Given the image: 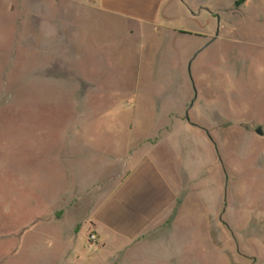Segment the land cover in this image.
Segmentation results:
<instances>
[{"label": "rangeland", "instance_id": "1", "mask_svg": "<svg viewBox=\"0 0 264 264\" xmlns=\"http://www.w3.org/2000/svg\"><path fill=\"white\" fill-rule=\"evenodd\" d=\"M0 264H264V0H0Z\"/></svg>", "mask_w": 264, "mask_h": 264}, {"label": "crops", "instance_id": "2", "mask_svg": "<svg viewBox=\"0 0 264 264\" xmlns=\"http://www.w3.org/2000/svg\"><path fill=\"white\" fill-rule=\"evenodd\" d=\"M154 9V7H151V10ZM131 160V159H130ZM130 162V161H129ZM131 164V165H130ZM130 166V173L128 175V177L125 179L124 183H122L120 185V190L119 192L122 190V196H123V202L130 200L129 198V194L127 193V190L125 191V189H128V187H136L139 184H141V180L138 179V177L140 176V174H142L143 172H147L148 174H153L151 177L154 178L155 176L158 177L157 175H160V170H158L156 168V164L152 163L150 161L146 162L145 160L141 159V156L136 157L133 156L131 162L128 164ZM167 189H169V187H167ZM119 192L117 193L118 195ZM116 194V195H117ZM116 195H113L116 198ZM163 196V194L161 193V197ZM170 194H165L164 199L168 198L169 201L167 203L168 207L166 210H164L163 212L159 209L157 211H150L151 208H157L156 205H158V200L157 198L152 194V198H151V202L149 204H147L149 207H146L142 212H139L138 214H134V218H132V220H130L127 225L123 224L121 222H119L121 230H123V228H125V226L128 228V231H121V235H127L126 233H135L136 230V226H139L141 231H139L137 233V235L133 238L135 239L138 235H144L147 234L149 232H153L156 228H159V225L163 219V217H165L167 214L170 213V209H171V205H172V196L170 198ZM161 199V198H160ZM152 204V205H151ZM139 215V216H138ZM138 216V217H137ZM135 223V224H134ZM96 228L97 230L100 232V234L104 237L107 238L109 237L110 239L114 238L113 236H110L108 233L106 234L103 228H100L99 225H101V222L99 220V218L96 220ZM137 224V225H136ZM135 228V230L132 231V229ZM120 232V231H118ZM117 235V234H115ZM132 239V240H133Z\"/></svg>", "mask_w": 264, "mask_h": 264}, {"label": "built area", "instance_id": "3", "mask_svg": "<svg viewBox=\"0 0 264 264\" xmlns=\"http://www.w3.org/2000/svg\"><path fill=\"white\" fill-rule=\"evenodd\" d=\"M97 235L95 233H90L88 236V243L90 248H94L95 250L98 248V240Z\"/></svg>", "mask_w": 264, "mask_h": 264}, {"label": "water", "instance_id": "4", "mask_svg": "<svg viewBox=\"0 0 264 264\" xmlns=\"http://www.w3.org/2000/svg\"><path fill=\"white\" fill-rule=\"evenodd\" d=\"M191 62L192 61H190V63H189V72H190V65H191ZM192 104H193V102L189 105V106H192ZM186 118H187V120L189 119V116H188V112L186 113ZM259 131V133H262V132H260V130H258Z\"/></svg>", "mask_w": 264, "mask_h": 264}]
</instances>
